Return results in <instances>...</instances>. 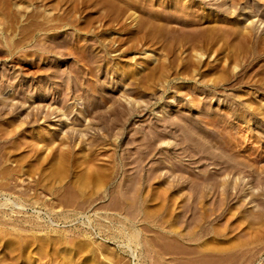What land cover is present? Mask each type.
Instances as JSON below:
<instances>
[{
	"label": "rangeland",
	"instance_id": "1",
	"mask_svg": "<svg viewBox=\"0 0 264 264\" xmlns=\"http://www.w3.org/2000/svg\"><path fill=\"white\" fill-rule=\"evenodd\" d=\"M0 264H264V0H0Z\"/></svg>",
	"mask_w": 264,
	"mask_h": 264
},
{
	"label": "bare ground",
	"instance_id": "2",
	"mask_svg": "<svg viewBox=\"0 0 264 264\" xmlns=\"http://www.w3.org/2000/svg\"><path fill=\"white\" fill-rule=\"evenodd\" d=\"M146 54H147V52H146ZM60 156V155H59ZM63 156V155H62ZM62 156H61V158H62ZM60 158V159H61ZM65 158V157H64ZM62 160V159H61ZM100 171V170H99ZM96 172V171H95ZM92 173H93V171H92ZM111 218H113V217H111ZM123 230V229H122ZM127 238H128V241H132V240H136L137 238H139V234H138V229H136V228H133V231H132V233L131 234H128V236H127Z\"/></svg>",
	"mask_w": 264,
	"mask_h": 264
}]
</instances>
